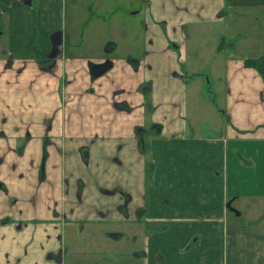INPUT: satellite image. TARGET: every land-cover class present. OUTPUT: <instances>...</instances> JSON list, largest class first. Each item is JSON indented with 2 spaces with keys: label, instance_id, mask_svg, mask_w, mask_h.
Returning a JSON list of instances; mask_svg holds the SVG:
<instances>
[{
  "label": "crops",
  "instance_id": "1",
  "mask_svg": "<svg viewBox=\"0 0 264 264\" xmlns=\"http://www.w3.org/2000/svg\"><path fill=\"white\" fill-rule=\"evenodd\" d=\"M64 10L0 0V264H103L126 237L138 264H264V51L218 45L223 108L208 125L197 102L191 123L182 70L189 30L264 18V0H146L116 57L79 54Z\"/></svg>",
  "mask_w": 264,
  "mask_h": 264
},
{
  "label": "rangeland",
  "instance_id": "2",
  "mask_svg": "<svg viewBox=\"0 0 264 264\" xmlns=\"http://www.w3.org/2000/svg\"><path fill=\"white\" fill-rule=\"evenodd\" d=\"M64 1V24L63 31L66 35L72 34L74 31L81 33L83 38L76 36L81 40V49L77 51L82 56H104L116 57L121 54L125 47V40L121 43L122 27L129 22V16L132 12L140 11L142 20L144 4L146 0H63ZM36 4V1H34ZM233 13V14H232ZM231 17L219 25H208L199 29L189 30L185 43V57L183 60L182 70L184 71L188 82V102L190 110V120L193 123L195 116L192 111L200 104V107H206V112L200 114V123L208 125L215 119L214 105L222 107V96L224 95L223 84V56L229 53L218 51V45L222 42L228 44L230 40L238 43V48L232 54H244L249 48L253 50L255 56L264 51V18L263 13L256 11L249 12H230ZM98 18V20H94ZM257 18V19H256ZM256 19V20H255ZM95 24H91V21ZM90 21L89 23H87ZM137 22V23H138ZM141 23V22H140ZM92 25V26H91ZM94 28V29H93ZM93 29V30H92ZM250 36V43L248 40ZM90 37L101 38L105 41V45L99 49H90L85 42ZM68 39V38H67ZM114 41L119 44L118 49L113 53L106 51L109 48L107 42ZM4 43V42H3ZM69 44L70 41L67 40ZM93 46V45H89ZM253 56V55H252ZM197 102V104H196ZM195 111V110H194ZM218 125L217 121L215 123ZM133 227H127L133 231ZM110 226L108 230H112ZM74 241H75V237ZM65 246L69 249L70 241L66 237ZM142 244L126 237L120 239L119 244L112 243L105 246L101 257L103 264H120L122 261L121 253L126 254L123 261L124 264H138L139 260L135 258V252L140 249ZM105 255L109 258L106 259ZM98 259V257H96ZM75 263V262H74ZM66 264H69L67 260ZM79 264V263H76ZM95 264V261L81 263Z\"/></svg>",
  "mask_w": 264,
  "mask_h": 264
},
{
  "label": "water",
  "instance_id": "3",
  "mask_svg": "<svg viewBox=\"0 0 264 264\" xmlns=\"http://www.w3.org/2000/svg\"><path fill=\"white\" fill-rule=\"evenodd\" d=\"M111 67V62L106 61L101 64H92L90 67V73L93 77H98L103 75L109 68ZM228 208H230V205H227Z\"/></svg>",
  "mask_w": 264,
  "mask_h": 264
},
{
  "label": "trees",
  "instance_id": "4",
  "mask_svg": "<svg viewBox=\"0 0 264 264\" xmlns=\"http://www.w3.org/2000/svg\"><path fill=\"white\" fill-rule=\"evenodd\" d=\"M37 59L40 60V59H43V57L38 56ZM246 65H253V66H255V65H258V63L257 62H253V61H246ZM260 70H261V73L263 74L264 68H261ZM142 152L143 153H147L148 152V148H146V146H142Z\"/></svg>",
  "mask_w": 264,
  "mask_h": 264
}]
</instances>
